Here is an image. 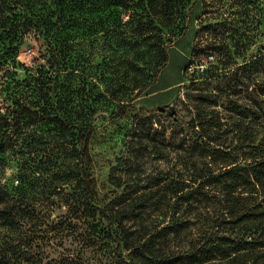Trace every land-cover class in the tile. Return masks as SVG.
Wrapping results in <instances>:
<instances>
[{
	"label": "trees",
	"instance_id": "16d2710c",
	"mask_svg": "<svg viewBox=\"0 0 264 264\" xmlns=\"http://www.w3.org/2000/svg\"><path fill=\"white\" fill-rule=\"evenodd\" d=\"M24 2L0 0V37L14 40L30 30L48 33L51 51L60 55L58 64L69 67V77L79 84L72 87L57 78L54 99L38 109L27 106L21 87L11 91L14 108L8 113L0 110V162L10 148L19 160L22 179L11 187L0 180V264L40 262L33 251L38 244L35 226H26L23 204L25 169L35 162L24 155L25 149L35 152V145L41 144L47 146L44 153L59 187L76 183L90 206L100 209L119 251L118 264H264V141L255 143L249 137L246 147L218 146L211 130L221 124L218 117L196 111L188 119L184 114L181 135L182 128L174 130L167 122L172 118L175 123L177 112L135 113L122 137L125 149L109 172L111 195L103 200L90 190L88 139L97 108L114 106L115 116H120L132 107L167 63V48L185 27L186 8L193 0ZM119 4L130 9L127 20ZM163 27H170L168 37ZM76 37H81L79 42L73 41ZM95 56L99 61H93ZM216 70L214 65L198 74L215 77ZM263 71L264 56L253 55L238 63L227 79L257 81L264 95V76L258 77ZM94 78L105 82L103 91L95 94ZM197 82L186 88L198 89ZM202 100L199 95L189 100L190 109L197 110L196 101ZM235 109L234 126L251 122L250 115L259 116L253 107ZM41 120L49 124L47 136L25 129ZM171 155L182 167H157L155 173H146L149 160ZM151 208L167 215V221L151 222ZM123 250L127 257L120 253Z\"/></svg>",
	"mask_w": 264,
	"mask_h": 264
},
{
	"label": "rangeland",
	"instance_id": "374dc122",
	"mask_svg": "<svg viewBox=\"0 0 264 264\" xmlns=\"http://www.w3.org/2000/svg\"><path fill=\"white\" fill-rule=\"evenodd\" d=\"M37 6L43 7L41 4ZM117 8L127 20L130 9L124 4ZM108 23L112 24L111 21ZM184 25L167 48V63L156 79L134 98L132 107L124 115L115 116L114 106H97L88 139V172L93 179L90 190L94 191L95 198L105 200L111 195L109 191L114 186L109 181V172L116 157L125 149L122 137L131 126L135 113H156L162 109L169 110L168 113L177 112L178 120L173 123L171 118L167 122L174 130L182 128L181 135L184 134V114L188 119L196 111L203 117H218L221 124L211 130L215 131L214 143L222 148L246 147L250 143L249 137L255 143L261 139L264 141V95L258 82L227 79L238 63L251 59L253 55L264 56V0H193L189 9L186 8ZM170 33V27H163L164 36L168 37ZM49 36L40 30H30L14 40L0 37L2 112L8 113L14 108L11 91L21 87L27 94V106L38 109L54 99L57 78L70 82L72 87L79 84L77 78L72 82L69 77L72 74L69 67L58 64L60 55L51 51ZM81 37L73 41L79 42ZM92 59L97 62L100 57ZM222 59L224 64H221ZM214 65L217 68L215 77L198 74L202 69H213ZM263 76L264 71L258 77ZM193 80L198 81V89H187L186 85ZM92 82L98 87L93 90L94 94L103 91L104 81L94 78ZM197 95L203 100L196 101L198 109L194 111L190 109L189 100L194 101ZM252 107L259 111V116L250 115L251 122L247 120L241 126L232 125L238 119L235 108ZM157 119L165 120L163 116H157ZM48 126L41 120L28 124L25 129L47 136L50 133ZM46 147L44 144L35 145V152L25 149L24 153L35 161L25 169L27 194L23 205L26 226H35V243L38 244L34 243L33 251L40 255L39 264H118L119 251L114 237L107 232V223L100 209L90 206L76 183L67 181L64 187H59V179L53 175V168L44 153ZM7 149L0 162V180L11 187L22 179L17 155ZM181 163L172 155L168 159H151L145 164L146 173H155L158 168L167 169L171 165L182 167ZM117 189L121 191L122 188ZM148 213L151 222L168 219L156 208L149 209ZM120 253L127 257L125 250Z\"/></svg>",
	"mask_w": 264,
	"mask_h": 264
}]
</instances>
